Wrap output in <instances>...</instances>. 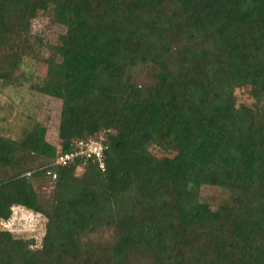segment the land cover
I'll return each instance as SVG.
<instances>
[{"label": "trees", "instance_id": "obj_1", "mask_svg": "<svg viewBox=\"0 0 264 264\" xmlns=\"http://www.w3.org/2000/svg\"><path fill=\"white\" fill-rule=\"evenodd\" d=\"M27 59L62 153L102 136L103 169L55 165L39 120L0 131V224L45 220L39 246L0 229V264H264V0H0V81Z\"/></svg>", "mask_w": 264, "mask_h": 264}, {"label": "rangeland", "instance_id": "obj_2", "mask_svg": "<svg viewBox=\"0 0 264 264\" xmlns=\"http://www.w3.org/2000/svg\"><path fill=\"white\" fill-rule=\"evenodd\" d=\"M32 28L35 34H41L43 39L48 42H54L56 35L64 32L62 26L51 25L48 18L41 14L32 22ZM46 54L47 51L43 48L41 56L44 57ZM20 72L24 76L22 83L18 84L14 80V83L9 85L0 81V131L9 133L13 138H18L22 133L20 129L24 131L29 123L39 120L46 126L48 141L56 144L59 101L37 94L28 88L29 84L38 81L43 75L44 66L41 60H25ZM235 95L237 104L251 103V99L246 95V89H236ZM81 172H83V167H77L76 174ZM51 185L52 183L47 181L39 191L49 195L52 191ZM222 196L221 190L217 188L203 186L201 189V199L212 205H216ZM44 223L45 220L33 212L13 208L11 220L8 223L0 224V229L8 230L19 237L34 238L36 246H39L44 232Z\"/></svg>", "mask_w": 264, "mask_h": 264}, {"label": "built area", "instance_id": "obj_3", "mask_svg": "<svg viewBox=\"0 0 264 264\" xmlns=\"http://www.w3.org/2000/svg\"><path fill=\"white\" fill-rule=\"evenodd\" d=\"M103 137H99L98 140H87L75 142V148L72 152L62 153L61 145L56 142V159L54 161L55 165H65L68 162L72 161L76 157H82L84 160L95 159L99 163V167L103 169V149L102 144ZM52 179L55 178V174H52ZM21 208V207H14ZM24 209V208H21Z\"/></svg>", "mask_w": 264, "mask_h": 264}]
</instances>
